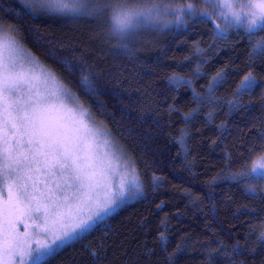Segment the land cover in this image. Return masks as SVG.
Wrapping results in <instances>:
<instances>
[{"label":"trees","instance_id":"obj_1","mask_svg":"<svg viewBox=\"0 0 264 264\" xmlns=\"http://www.w3.org/2000/svg\"><path fill=\"white\" fill-rule=\"evenodd\" d=\"M66 1L35 14L0 0V28L126 146L143 194L41 264H94L90 252L99 253L95 264H264V182L233 178L264 156V57L250 55L243 28L186 16L141 29L125 52L113 47L106 23L73 14ZM249 73L257 87L238 92ZM82 74L94 92L86 94Z\"/></svg>","mask_w":264,"mask_h":264},{"label":"snow or ice","instance_id":"obj_2","mask_svg":"<svg viewBox=\"0 0 264 264\" xmlns=\"http://www.w3.org/2000/svg\"><path fill=\"white\" fill-rule=\"evenodd\" d=\"M18 2L35 14H47L53 7V0ZM202 2L206 8L197 11L192 3L173 8L168 0H75L71 12L102 20L109 39L116 41L113 47L125 52H131L141 29L160 25L161 17L171 15L177 23H186L184 16L214 23L215 16L228 21V27L242 26L252 46L250 55L264 57V37L253 41L264 31V0ZM215 30L217 38L224 37L219 25ZM34 59L24 54L14 37H0V196L6 195L0 251L6 257L4 264H27L29 258L31 264H41L44 257L71 245L141 192L136 178L128 182L121 175L114 182L119 157L108 134L93 125L79 96L65 83L44 69L37 73ZM80 83L86 94L94 92L89 75L82 74ZM257 84L249 73L238 92L251 91ZM259 168L264 169V163ZM239 175L264 182V171L256 167L233 178ZM247 194L258 195L255 190ZM19 223L24 224L22 234L16 229ZM90 255L95 264L99 253Z\"/></svg>","mask_w":264,"mask_h":264},{"label":"rangeland","instance_id":"obj_3","mask_svg":"<svg viewBox=\"0 0 264 264\" xmlns=\"http://www.w3.org/2000/svg\"><path fill=\"white\" fill-rule=\"evenodd\" d=\"M53 1H66V0H53ZM66 3L70 6H73L74 3H75V0H67ZM193 8L196 9L197 11H202L206 8V5L203 3L201 5H195L193 4ZM178 5H172L173 8L177 7ZM179 6H183L182 4H179ZM186 16L183 17V20ZM217 19V18H216ZM230 19V18H229ZM218 21H222L223 22V25L226 26L228 24V21H226L225 19L223 18H218L217 19ZM164 24H167V26H170L171 24L172 25H176V24H180V23H177L174 21L173 17L171 15H167V16H164V17H161V24L160 25H157V26H162L164 27L163 25ZM215 25H218L215 23ZM166 26V27H167ZM239 25H236V27H238ZM223 27V26H222ZM242 27V26H240ZM221 29V27H220ZM223 29V28H222ZM5 34L9 35V36H12L14 37L22 46H23V49H24V54L25 55H28V54H31L32 57H34L35 59L33 60V65L32 66H35L36 67V71L37 73L40 72L41 69H44L45 71L47 72H51L53 73L55 76L56 74L51 71L48 67H46L42 62L41 60L34 54L32 53L28 48H26L24 46V44L19 40V38L14 35L13 33L9 32V31H6V30H3V31H0V37L4 36ZM58 78V76H56ZM59 79V78H58ZM62 83L63 81L61 79H59ZM66 85V84H65ZM66 87L71 91L73 92L74 94H76L70 87H68L66 85ZM80 103L83 105V103L81 102L80 100ZM83 107L90 113V110L89 108H87L86 106L83 105ZM90 118H91V122L93 123L94 126L100 128L102 131L106 132L108 134V138L110 139V141L112 142V145L114 146V149L119 157V160L117 161L118 163V175L113 177V180L114 182H118L119 179H120V176L122 175L124 177V179L128 182H131L133 180V178H136L141 186V192L138 193L135 197L131 198V199H127V202H130V201H133L135 199H137L138 197H140L142 194H143V185H142V182H141V179L139 177V174H138V170H137V167H136V164H135V161H134V158L133 156L131 155V153L127 150L126 146L116 140H114L111 135L109 134V130L107 129V127L101 123V122H98L97 120L94 119V117L91 115L90 113ZM264 157V156H263ZM264 163V160H262L261 158H259L258 160H256V162L254 163V167L257 168L258 171H264V169H261L259 168V165ZM253 167V168H254ZM5 200H6V195L5 196H0V228L3 227V222H4V217H5ZM126 203L122 204L120 207H122L123 205H125ZM120 207L116 208L114 211L110 212L107 216H105L102 220H99L93 227L92 229H94L96 226H98L99 224H104V222L106 221V219L108 217H110L114 212H116ZM16 229L18 232H20L21 234L25 231L24 229V224L23 223H19L16 225ZM91 229V230H92ZM87 233V232H86ZM84 233V234H86ZM83 234V235H84ZM82 235V236H83ZM81 236V237H82ZM80 238V237H79ZM78 238V239H79ZM76 241V240H75ZM74 242V241H73ZM33 247H35V245L33 244ZM62 249V248H60ZM58 249L57 252L60 250ZM49 257L51 256H48V257H44L43 260L41 261L44 262L46 260L49 259ZM18 259V258H17ZM6 260V257L4 256L3 252L0 251V264H4V261ZM27 264H31V259H27Z\"/></svg>","mask_w":264,"mask_h":264}]
</instances>
